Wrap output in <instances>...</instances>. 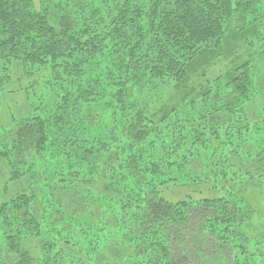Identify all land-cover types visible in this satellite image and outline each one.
Wrapping results in <instances>:
<instances>
[{"label": "trees", "instance_id": "16d2710c", "mask_svg": "<svg viewBox=\"0 0 264 264\" xmlns=\"http://www.w3.org/2000/svg\"><path fill=\"white\" fill-rule=\"evenodd\" d=\"M260 58L264 0H0V101L57 92L0 129L3 190L34 188L0 200V264H264ZM102 99L129 124L91 138Z\"/></svg>", "mask_w": 264, "mask_h": 264}, {"label": "rangeland", "instance_id": "374dc122", "mask_svg": "<svg viewBox=\"0 0 264 264\" xmlns=\"http://www.w3.org/2000/svg\"><path fill=\"white\" fill-rule=\"evenodd\" d=\"M258 71H259V77L263 78L264 77V58H260L258 62ZM221 66H225L224 63L220 65L217 64V67H213L212 74H215V71H218L219 69H222ZM104 67V65H103ZM15 80V77H14ZM24 83H27V81H24ZM17 87L16 84H13L11 87L7 89L13 90ZM10 92V91H9ZM57 92L55 91V88H52L51 91L47 89L45 84H40L38 88H36V93L35 97H28L25 94H18V95H13V96H6L3 97L0 101V129L2 127H10L11 124L14 123V121H18L23 117H27L29 114L32 113L33 109L39 105L41 106H50L53 104L55 101V97ZM39 95L40 98H39ZM42 97H44L42 99ZM30 98V99H29ZM109 104V99H102L94 104H91L89 106V109L91 110L92 116L95 118H100L101 122L99 126L95 127L96 121L92 120L90 124H92L94 129L90 130V137L91 138H98L100 136L103 137H108L107 132L104 131V126H111L113 122H120L123 124H129V121L127 118H122L120 115L113 116L114 111L112 110L113 105ZM11 121V123H10ZM1 134V132H0ZM165 142V140H164ZM52 150V149H51ZM51 150L49 151V154L51 153ZM121 155L119 157H125L126 153L125 151H122V148L120 149ZM85 154L93 156L96 158V162L99 166H104L107 164L114 165L116 166L118 161H111L109 158L108 153L102 152H96L93 151V146L89 147L86 149ZM90 153V154H89ZM49 154L46 153L45 155L41 156V159L38 160L37 164L36 161L31 162L32 163V168H36L38 164L42 161V159L49 157ZM57 156V154H56ZM60 157V156H58ZM63 158L68 161L66 157L63 156ZM53 164V163H52ZM9 169L5 162H3L0 159V200H8L14 194L16 193H29L33 191L32 186L29 185V180L27 178H24L23 180L16 182L14 184L8 185L7 191L3 190L4 185H5V180L7 178ZM174 180H178L176 177H172ZM181 181V180H180ZM201 185H196L194 188H188L184 187L183 185H179V183L172 182L171 184L165 185V189L163 190V196L170 200V201H179L185 198V196L188 195H193L194 197L196 196H210L212 194L208 193L207 187H200ZM199 191L202 193L200 194ZM204 194V195H203Z\"/></svg>", "mask_w": 264, "mask_h": 264}]
</instances>
